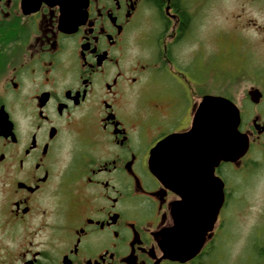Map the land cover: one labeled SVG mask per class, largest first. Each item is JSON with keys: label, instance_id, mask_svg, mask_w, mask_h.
I'll return each instance as SVG.
<instances>
[{"label": "flooded vegetation", "instance_id": "af4514ba", "mask_svg": "<svg viewBox=\"0 0 264 264\" xmlns=\"http://www.w3.org/2000/svg\"><path fill=\"white\" fill-rule=\"evenodd\" d=\"M219 2L0 0V264H203L216 252L229 181L264 179L263 112L239 107L249 149L209 174L201 136L181 140L219 96L197 33ZM230 5L264 14V0ZM238 28L264 33L250 20L213 34L248 43ZM219 181L225 201L207 220ZM193 236L194 259L168 258Z\"/></svg>", "mask_w": 264, "mask_h": 264}, {"label": "rangeland", "instance_id": "374dc122", "mask_svg": "<svg viewBox=\"0 0 264 264\" xmlns=\"http://www.w3.org/2000/svg\"><path fill=\"white\" fill-rule=\"evenodd\" d=\"M230 4L231 0H220L217 6L208 8L203 20L205 27L197 31L201 40L203 35L205 37L200 48L203 45L206 48V72L218 77L221 83L219 96L232 99L243 110L255 109L264 113V101L255 106L247 94L252 86L264 90V33L238 28L236 33L239 37L246 36V44L239 39L227 43L220 31L213 34L215 29L230 28L235 22L252 20L264 26V14L241 12L231 8ZM213 42L215 50L211 51ZM233 183V180L229 181V187L233 186L234 190H230L231 199L223 210L220 242L215 253L209 252L204 257L203 264H264V179L261 176L257 181L247 182L239 177L238 183Z\"/></svg>", "mask_w": 264, "mask_h": 264}, {"label": "water", "instance_id": "95a60500", "mask_svg": "<svg viewBox=\"0 0 264 264\" xmlns=\"http://www.w3.org/2000/svg\"><path fill=\"white\" fill-rule=\"evenodd\" d=\"M251 101L255 104L260 102L262 93L259 89H252L248 92ZM241 112L239 107L229 98L217 95H206L197 111L194 119L193 128L187 135H182L181 140L196 142L201 136V150H203V162L205 159L207 174L219 165L220 162H236L245 156L249 149L250 138L246 133L239 130L241 125ZM178 137L170 136L163 140L154 150L153 160L164 150L168 151L173 142L178 141ZM163 152V151H162ZM155 175L166 186L172 182L168 172L153 170ZM184 176V174H183ZM183 181L181 180L179 191L183 195ZM210 189L207 188V220L215 213L217 214L225 201L224 183L219 181V186L210 195ZM204 239L191 237L189 244L181 249L167 250L168 258L180 263H186L198 255L202 248ZM201 242V244H199Z\"/></svg>", "mask_w": 264, "mask_h": 264}]
</instances>
